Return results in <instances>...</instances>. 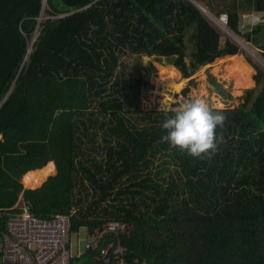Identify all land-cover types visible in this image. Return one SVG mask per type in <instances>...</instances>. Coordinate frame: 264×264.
<instances>
[{"label":"trees","instance_id":"1","mask_svg":"<svg viewBox=\"0 0 264 264\" xmlns=\"http://www.w3.org/2000/svg\"><path fill=\"white\" fill-rule=\"evenodd\" d=\"M207 2L232 32L250 39L263 28L241 26L245 4L264 13V0ZM212 25L191 0H0V234L24 207L42 219L75 210L72 233L131 223L121 243L139 263L264 264V70L258 93L220 110L223 139L210 157L161 143L165 113L140 108L150 89L141 57L188 77V41L206 64L243 52ZM52 161L57 175L24 187L25 173Z\"/></svg>","mask_w":264,"mask_h":264},{"label":"rangeland","instance_id":"2","mask_svg":"<svg viewBox=\"0 0 264 264\" xmlns=\"http://www.w3.org/2000/svg\"><path fill=\"white\" fill-rule=\"evenodd\" d=\"M245 5L246 7L244 6V8L242 9L244 16L242 17L243 25L241 26V28L243 32L247 34L249 33V31L256 30V27L251 30L245 27L247 26V17H249L250 14L256 12H254L255 8H253V6H251L249 3ZM219 33L221 35L222 44H224L227 40L232 42L230 36L227 35L226 32L221 31ZM233 33L235 35H238L239 38L248 43V49L251 52L246 51L240 46L243 50L241 54L239 53L240 56L231 58L229 61L226 58L217 63L216 60H219V58H221L218 57L212 63L206 64L201 58L192 54L191 45H193V42L189 43L188 41V58L186 59V63L190 67L188 68V77H184V75L178 68L175 67L177 70L172 69L171 67L173 66L169 65L168 60L164 59L166 64L162 65V63H159V61H157L156 57H141L139 63L141 66L142 76L145 77V80L149 84H154L156 86V89L154 91L149 88L141 90L140 108L153 110L156 108L159 109V105L162 102L179 103L185 98H203L207 101L211 108L219 110L232 109L234 107L242 105V103L245 102L248 91L256 89V93H258L261 87H258L257 83L254 81V76L257 74L256 68L264 70V67L253 55L256 54L258 57L264 60V24L261 31L257 32V34H252L250 36V39L244 37L243 35H239L238 33ZM251 53L253 55H251ZM133 60L134 56H125L120 59V62L124 63L130 68L135 64V61ZM244 60L252 70V82L249 84H242V81H245L246 78L241 77V71L238 72V70H241ZM210 79L219 84L225 91V93L222 94ZM161 87L163 90H160ZM165 90L171 91L174 94L170 95ZM175 94H179L178 99L174 96ZM55 169L56 170L54 171V173L46 176V179H44L39 185L31 189L40 187L49 177L57 175L58 168L56 162ZM20 205H23V203H21ZM85 236L86 231L84 229L80 230L79 233L72 235L71 252L73 256H76L78 254V249H80V251L82 252L85 251ZM2 238L3 236L0 234V249L3 248ZM78 238H80L79 245ZM1 262L2 259L0 258V264Z\"/></svg>","mask_w":264,"mask_h":264},{"label":"built area","instance_id":"3","mask_svg":"<svg viewBox=\"0 0 264 264\" xmlns=\"http://www.w3.org/2000/svg\"><path fill=\"white\" fill-rule=\"evenodd\" d=\"M205 13L218 31L226 32L233 43L251 52L248 45L230 31L227 15L221 14L216 17L208 14L207 11ZM253 56L264 67V60L256 54ZM75 214L76 211L72 210L68 215L42 219L25 208L20 214L11 215L6 223V233L2 235L3 264H72L75 258L84 256L88 251H98L102 264H146L145 261L139 263L138 259L127 257L128 250L121 243V237L128 238L133 227L131 223L118 221H109L98 231L89 232L88 229L82 228L86 231L85 251L78 249V254L73 256L72 235L80 232L71 231V219ZM79 243L80 238L78 245Z\"/></svg>","mask_w":264,"mask_h":264},{"label":"clouds","instance_id":"4","mask_svg":"<svg viewBox=\"0 0 264 264\" xmlns=\"http://www.w3.org/2000/svg\"><path fill=\"white\" fill-rule=\"evenodd\" d=\"M201 7L202 9L198 8L206 15V8ZM246 24L249 30L264 24V13L250 14ZM159 111L165 113V119L161 123V143L168 144L170 149L178 150L182 155L194 158L202 159L215 154L223 139L217 135V127L223 129L227 119L222 111L213 110L203 98H185L177 107L162 104Z\"/></svg>","mask_w":264,"mask_h":264},{"label":"bare ground","instance_id":"5","mask_svg":"<svg viewBox=\"0 0 264 264\" xmlns=\"http://www.w3.org/2000/svg\"><path fill=\"white\" fill-rule=\"evenodd\" d=\"M55 162H49L45 167L41 169L31 170L27 172L23 177V184L26 187L33 188L39 185L46 176L51 175L55 171Z\"/></svg>","mask_w":264,"mask_h":264},{"label":"crops","instance_id":"6","mask_svg":"<svg viewBox=\"0 0 264 264\" xmlns=\"http://www.w3.org/2000/svg\"><path fill=\"white\" fill-rule=\"evenodd\" d=\"M198 4H200L201 6H204L205 8H206V11H207V13L208 14H210V15H213V16H215L212 12H210L209 11V6L207 5L208 4V2H207V0H201V1H197V0H195ZM211 2H212V0H211ZM245 7H246V5H245ZM206 16V15H205ZM250 16V15H249ZM207 17V16H206ZM208 18V17H207ZM213 26V25H212ZM217 31H218V29L216 28V27H214ZM218 32H220V31H218ZM236 55V54H235ZM240 56V55H239ZM234 58V57H233ZM230 60V59H229ZM228 60V61H229ZM244 63L246 62L245 60L243 61ZM243 63V65H242V68H241V70H238V71H241V76H242V78H246V80L245 81H242L241 83L242 84H244V83H247V84H249V83H251L252 82V78H251V76H250V73H251V70L250 69H245L244 68V64ZM243 71H245V72H243ZM252 85H253V83H252ZM26 174V173H25ZM24 174V175H25ZM24 177V176H23ZM22 181V180H21ZM23 182V181H22ZM25 187V186H24ZM26 188V187H25ZM23 202V200L21 199L20 200V204ZM20 204H19V206H20ZM21 207V206H20ZM22 208V207H21ZM26 207H24V208H22L23 210L25 209ZM3 248H1L0 249V251L2 250ZM3 253V252H2ZM1 263H3V261L1 262Z\"/></svg>","mask_w":264,"mask_h":264},{"label":"water","instance_id":"7","mask_svg":"<svg viewBox=\"0 0 264 264\" xmlns=\"http://www.w3.org/2000/svg\"><path fill=\"white\" fill-rule=\"evenodd\" d=\"M192 2H194L199 8H201L202 9V7H201V5L200 4H198L195 0H191ZM36 41V39H34V41H33V43ZM236 55H239V54H236ZM149 86H150V89L152 90V91H154L155 89H156V86L154 85V84H149ZM160 90H163L162 89V87L160 88ZM167 93H169L170 95H173L174 93L173 92H171V91H168V90H165ZM177 99L179 98V94H175L174 95Z\"/></svg>","mask_w":264,"mask_h":264}]
</instances>
